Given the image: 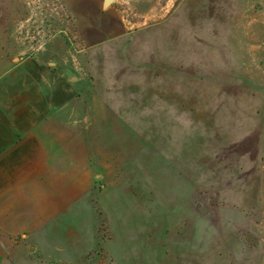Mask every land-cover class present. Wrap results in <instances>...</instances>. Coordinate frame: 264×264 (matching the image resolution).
<instances>
[{
  "label": "rangeland",
  "instance_id": "obj_1",
  "mask_svg": "<svg viewBox=\"0 0 264 264\" xmlns=\"http://www.w3.org/2000/svg\"><path fill=\"white\" fill-rule=\"evenodd\" d=\"M103 2L0 0V55L100 109L91 191L11 264H264V0Z\"/></svg>",
  "mask_w": 264,
  "mask_h": 264
},
{
  "label": "crops",
  "instance_id": "obj_2",
  "mask_svg": "<svg viewBox=\"0 0 264 264\" xmlns=\"http://www.w3.org/2000/svg\"><path fill=\"white\" fill-rule=\"evenodd\" d=\"M84 86L45 56L0 55V264L94 185L98 157L83 129L100 109L84 104Z\"/></svg>",
  "mask_w": 264,
  "mask_h": 264
},
{
  "label": "water",
  "instance_id": "obj_3",
  "mask_svg": "<svg viewBox=\"0 0 264 264\" xmlns=\"http://www.w3.org/2000/svg\"><path fill=\"white\" fill-rule=\"evenodd\" d=\"M112 0H104L103 2V8H105L106 6H108L109 3H111Z\"/></svg>",
  "mask_w": 264,
  "mask_h": 264
}]
</instances>
